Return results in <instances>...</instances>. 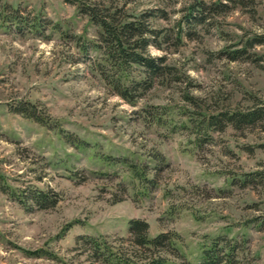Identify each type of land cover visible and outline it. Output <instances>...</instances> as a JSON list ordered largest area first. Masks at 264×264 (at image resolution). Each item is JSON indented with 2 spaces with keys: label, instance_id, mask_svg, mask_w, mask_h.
<instances>
[{
  "label": "rangeland",
  "instance_id": "1",
  "mask_svg": "<svg viewBox=\"0 0 264 264\" xmlns=\"http://www.w3.org/2000/svg\"><path fill=\"white\" fill-rule=\"evenodd\" d=\"M190 1L125 2L132 12L166 11L153 24L164 28L167 38L161 49L150 45L148 52L164 54L181 76L155 81L127 101L93 68L98 52L81 44L95 38L96 26L75 4L0 0V182L49 188L60 196L52 207L26 209L0 189V264H62L23 250L46 247L70 260L77 234L125 236L130 217L147 220L150 235L177 232L186 258H198L203 242L225 233L241 240L236 264H264V228L257 223L264 217V180L230 181L242 172L264 173V124L214 131L198 145L188 129L174 128L186 119L183 110L245 105L247 91L264 98V60L211 54L243 34L264 32V0H253V12L238 5L216 15L217 27L205 31L196 25L193 36L176 39L177 19ZM10 7L51 25L13 26L2 18ZM251 50L264 54V43ZM22 100L35 103L48 121L13 111ZM144 108L160 116L146 115ZM105 155L143 164L155 183L139 189L126 166Z\"/></svg>",
  "mask_w": 264,
  "mask_h": 264
},
{
  "label": "trees",
  "instance_id": "2",
  "mask_svg": "<svg viewBox=\"0 0 264 264\" xmlns=\"http://www.w3.org/2000/svg\"><path fill=\"white\" fill-rule=\"evenodd\" d=\"M76 5L79 13L87 15L96 26V36L85 39L81 44L98 52L93 61V68L105 82L111 92L119 97L133 101L143 91L149 89L158 80H180L181 76L175 67L166 62L164 54H150V45L161 49V42L167 38L164 28L153 24L155 18H165L166 11L162 7H149L138 12L128 11L125 2L129 0H65ZM249 5L247 12H253V0H191L182 8L183 12L177 19L175 37L193 36L195 26L200 25L208 31L218 26L216 15L224 14L236 6ZM2 18L13 26L28 29L48 27L50 20L38 14L26 18L16 7L3 9ZM264 43V32L243 34L236 40L223 44L211 52L215 57L228 60H245L262 63L264 54L251 50L254 45ZM187 100L194 98L186 93ZM249 102L245 105L216 106L207 111L183 110L186 119L174 126L186 128L193 134L195 145L212 139L211 133L223 131L227 127L244 130L250 126L264 124V98L252 91L243 96ZM25 116L46 123L48 120L37 105L28 100L19 101L11 108ZM146 115L158 119L160 114L147 110ZM252 148L253 146L248 145ZM252 150V149H251ZM153 157L159 159L156 152ZM104 158L108 159L106 155ZM110 162L119 161L126 166L132 180L138 182L139 189H145L155 183L153 176L147 174V168L133 160L111 157ZM263 181L262 170L242 172L231 175L230 181L251 183ZM0 189L16 198L26 209L49 208L60 199L59 194L49 188L27 185L15 188L6 182H0ZM264 228V217L257 220ZM148 222L141 217L127 219V234H87L79 233L71 246L73 259L67 260L51 249L40 247L25 249L30 256H45L58 260L62 264H236L238 251L242 249L241 240L225 233L210 236L200 246L198 258L189 259L183 256L178 248L180 236L171 230H160L150 235ZM83 254V258L79 256Z\"/></svg>",
  "mask_w": 264,
  "mask_h": 264
}]
</instances>
